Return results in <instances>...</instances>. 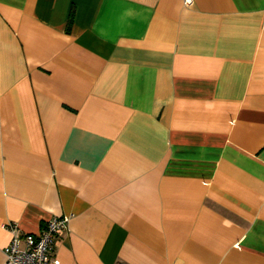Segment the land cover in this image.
I'll return each mask as SVG.
<instances>
[{
  "label": "crops",
  "instance_id": "crops-1",
  "mask_svg": "<svg viewBox=\"0 0 264 264\" xmlns=\"http://www.w3.org/2000/svg\"><path fill=\"white\" fill-rule=\"evenodd\" d=\"M53 217L59 264H264V0H0V264Z\"/></svg>",
  "mask_w": 264,
  "mask_h": 264
},
{
  "label": "built area",
  "instance_id": "built-area-1",
  "mask_svg": "<svg viewBox=\"0 0 264 264\" xmlns=\"http://www.w3.org/2000/svg\"><path fill=\"white\" fill-rule=\"evenodd\" d=\"M184 3L189 4L191 0H184ZM67 223L68 217H53L37 235H19L16 227L10 226L12 238L3 250L4 264H59L52 257L53 240L58 232L67 227Z\"/></svg>",
  "mask_w": 264,
  "mask_h": 264
},
{
  "label": "trees",
  "instance_id": "trees-1",
  "mask_svg": "<svg viewBox=\"0 0 264 264\" xmlns=\"http://www.w3.org/2000/svg\"><path fill=\"white\" fill-rule=\"evenodd\" d=\"M71 21H72V18H71V15H70L69 22H68V29L70 27Z\"/></svg>",
  "mask_w": 264,
  "mask_h": 264
}]
</instances>
